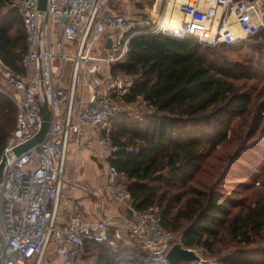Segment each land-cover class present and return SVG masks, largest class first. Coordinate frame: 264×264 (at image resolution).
I'll return each instance as SVG.
<instances>
[{
    "label": "built area",
    "instance_id": "obj_1",
    "mask_svg": "<svg viewBox=\"0 0 264 264\" xmlns=\"http://www.w3.org/2000/svg\"><path fill=\"white\" fill-rule=\"evenodd\" d=\"M39 2L10 1L25 30V72L0 57V92L17 111L0 146V264H93L89 256L95 253L88 250L100 245L110 248L116 264H169L176 243L199 256L192 264H202L205 249L186 245L182 232L163 224L157 206H133L127 180L110 162L120 150L112 137L116 117L135 85L133 75L114 67L126 60L131 39L143 33L240 46L264 30V0H47L44 11ZM45 98L51 116L44 139L16 154V146L40 131ZM91 128L100 130L98 142L109 160L107 194L131 211L121 225L99 209L101 202L95 223L75 209L61 222L63 189L72 184L66 175L69 146Z\"/></svg>",
    "mask_w": 264,
    "mask_h": 264
},
{
    "label": "trees",
    "instance_id": "obj_2",
    "mask_svg": "<svg viewBox=\"0 0 264 264\" xmlns=\"http://www.w3.org/2000/svg\"><path fill=\"white\" fill-rule=\"evenodd\" d=\"M7 1L0 0V57L24 73L25 30L20 13L6 8ZM249 40L263 51L264 30ZM241 46L210 47L192 37L176 38L163 32L135 35L126 60L114 70L135 77L126 98H142L148 110L139 118L123 115L115 121L112 137L120 150L110 162L128 179L133 206H157L163 224L182 232L186 245L203 247L220 257L222 264H264V180L250 201L237 195V189L223 186L229 169L245 158L244 151L260 147L257 139L249 140L260 128L264 100L255 106L260 117L248 130L247 141L230 154L225 171L212 182L191 183L206 157L205 142H211L214 149L226 138L234 118L253 105L254 90L237 80L258 75L264 70V60L232 59L224 52ZM16 112L14 101L0 92V146L15 127ZM263 131L262 127L260 135ZM251 173L255 171L249 170L252 178ZM95 264H116L110 248L98 246Z\"/></svg>",
    "mask_w": 264,
    "mask_h": 264
},
{
    "label": "rangeland",
    "instance_id": "obj_3",
    "mask_svg": "<svg viewBox=\"0 0 264 264\" xmlns=\"http://www.w3.org/2000/svg\"><path fill=\"white\" fill-rule=\"evenodd\" d=\"M10 1L11 0L7 1L6 8L10 6ZM257 48V44L254 43V41H250L248 39L242 44L240 49L224 52L229 58L232 59L243 60L244 58L249 57L254 58L257 62H260L261 59L264 60V49L263 51H260ZM261 63H263L262 60ZM257 73L258 75L248 80H237L238 83L244 84V88L249 89L250 87L251 90H254L253 105L251 106L250 110L234 118L231 127L227 132L226 138L220 140L219 145H217L214 149L212 148L211 142H205L207 143L205 147V150H207L206 157L203 159L201 165L197 169L195 179L191 181L194 186H200L203 182H206L208 180L209 182H212L219 172H224L228 164L230 163V154H232L237 148H239V145L242 142L247 141L248 130L254 123L258 121V118L260 117L255 106L259 102L264 100V70ZM124 101L127 104V108L124 112L118 114V116L116 117V122L120 121L123 115H126L127 117L133 119L139 118L144 112L148 110L147 106L140 97H138L135 101H129L127 100V98H125ZM262 127L264 128V113H262V122L260 124L259 130L249 140L251 141L257 139V141L260 143V147H258L256 150L248 149L247 151H244L245 158L240 164H237V166L234 167L233 170L229 169L227 178L223 181L224 188L237 189L238 192L236 194L240 196H247L249 201L252 198L255 199L256 195L258 194L257 190H259L264 180V131L263 134L260 135V130ZM209 151L210 153H208ZM250 169H253L255 171L254 174L251 173L253 179L249 176ZM254 179H256L254 181L255 184L252 186L251 182ZM229 180L238 181L236 183H229ZM175 191L176 189H173L172 192ZM259 243L261 244V242H258L256 244ZM88 251L95 253L89 256V260L92 261L93 264H95V255L96 253H98V247L94 249L89 248ZM202 256L205 260L202 264H222L220 262V257H218L217 255H210L206 252L203 253ZM139 264H144V261H141V263L139 262Z\"/></svg>",
    "mask_w": 264,
    "mask_h": 264
},
{
    "label": "crops",
    "instance_id": "obj_4",
    "mask_svg": "<svg viewBox=\"0 0 264 264\" xmlns=\"http://www.w3.org/2000/svg\"><path fill=\"white\" fill-rule=\"evenodd\" d=\"M100 133L96 128L84 129L79 135L81 142L74 138L70 143L66 175L72 184L63 189L61 222H65L70 211L75 209L84 212L95 223L98 202H101L99 209H104V213L113 220V225H121L126 216H131L126 205L107 194L105 187L109 160L101 152L98 142ZM122 179L127 180L124 174Z\"/></svg>",
    "mask_w": 264,
    "mask_h": 264
},
{
    "label": "water",
    "instance_id": "obj_5",
    "mask_svg": "<svg viewBox=\"0 0 264 264\" xmlns=\"http://www.w3.org/2000/svg\"><path fill=\"white\" fill-rule=\"evenodd\" d=\"M46 6H47V0H40L39 10L44 11L46 9ZM111 43H112V39L108 38L106 46L110 47ZM50 116H51V111L49 108L48 101L45 98L43 101V122H42V127H41L40 131L30 140L16 146L14 148V152L16 154H20L23 151H26L27 149H29V148L33 147L34 145L40 143L44 139L45 134L47 133V131L49 129ZM4 165H5V158L2 161V163L0 164V181L2 180V177H3ZM0 239H1V235H0ZM198 258H199V256L193 250H189L188 248L183 247L179 243L174 244L168 252L169 262H173V261L191 262V261H194Z\"/></svg>",
    "mask_w": 264,
    "mask_h": 264
}]
</instances>
